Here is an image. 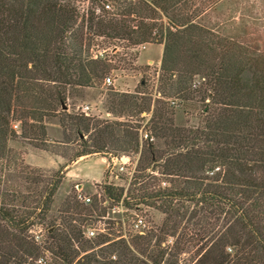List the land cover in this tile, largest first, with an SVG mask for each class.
Segmentation results:
<instances>
[{"label":"trees","instance_id":"obj_1","mask_svg":"<svg viewBox=\"0 0 264 264\" xmlns=\"http://www.w3.org/2000/svg\"><path fill=\"white\" fill-rule=\"evenodd\" d=\"M111 1L113 10L92 11L78 24L70 0H0V264H264V45H257L264 38L216 40L195 22L220 0ZM160 12L167 26L155 23ZM98 37L164 45L155 94L145 78L135 93H110L109 113L146 112L154 135L145 131L146 151L128 189L105 185L103 193L127 209L144 205L166 216L120 246L118 260L87 253L110 238L82 240L85 231L74 221L98 206L77 197L66 203L62 223L48 225V239L35 240L31 227L47 220L63 177L58 171L46 180L9 146L21 137L49 151L46 121L61 112L82 142L70 162L107 157L108 143L120 145L113 124L64 109L76 88L95 87L110 71L90 54ZM192 101L203 103L200 123L175 126L176 107ZM125 132L123 142L138 153L139 129ZM155 135L165 150L150 141ZM16 181L29 184V193L9 188Z\"/></svg>","mask_w":264,"mask_h":264},{"label":"rangeland","instance_id":"obj_2","mask_svg":"<svg viewBox=\"0 0 264 264\" xmlns=\"http://www.w3.org/2000/svg\"><path fill=\"white\" fill-rule=\"evenodd\" d=\"M70 1L78 10V24L87 21L92 11L100 15L104 14L103 7L108 11L114 8V3L111 0ZM107 5H109V8H107ZM160 15H162L161 12L154 20L155 23L159 26L161 23L163 26H167V19ZM195 22L208 28L213 34L218 36L216 40L227 38L234 41H251L253 38H264V0H220L213 9L195 20ZM257 45H264V42ZM163 49V44L131 45L128 41L112 40L108 37L95 38L93 46L90 48V54L93 57L105 59L109 63L110 71L105 79L111 77L112 84L106 85L104 79V81H99L95 87L76 88L75 92L71 93V96L67 99L65 106L67 107V113L74 115L81 113L79 109L82 106L89 105L92 108L91 117H94L92 123L96 122V119H100L113 124L115 137L121 140L120 145L116 141V145L107 144L106 149L112 152L113 155L136 156L138 153L140 154L141 150L145 152L147 142L141 135V131L146 133L145 131L147 130L153 135L154 132L151 130V123H148L150 115H147L146 112L140 115L137 111L128 110L122 116L109 113L111 89L119 93H135L139 82L145 78L150 85L151 91L155 94L158 87ZM194 81L198 83L201 79L196 77ZM170 100H175L176 103L181 102L175 98ZM202 106L203 103L199 101L189 102L187 106L186 104L185 106H177L173 116L175 126L184 128L196 127L200 123L199 117L202 113ZM115 123H124V126L118 127ZM16 125L18 126L17 128L14 127ZM13 128L18 134H21L19 122L13 123ZM137 128L139 129L138 153L133 148H128V145L123 142L126 139L124 130L129 129L135 133L134 131ZM46 130L49 151L36 148L21 137L9 141V146L22 158L24 164L40 169L46 180H51V176L58 171H61L60 175L63 177L51 204L47 220L43 221L42 224L36 223L31 227L30 233L38 243H44L48 239V225L51 223L56 225L62 223L64 217L67 216L65 214L66 203L73 204L78 192L90 196L92 198L90 204H97L98 210L89 215L84 214L86 220H76L74 224L84 231L89 227L103 229L105 232L97 237L107 236L110 238V241L105 244L87 247V253H95L98 259H102L101 254L107 253L111 255L113 260H118L120 257V246L123 247L125 243H130L134 236L146 235L150 229L162 225L166 216L159 210L144 205H140L137 209H127L122 201L120 202L122 203L121 207L120 203H113V201L106 198L103 189L105 185H110L108 184L109 179L105 177L106 172L103 179L97 182L102 177L103 170H106V164L100 159V157L105 158L104 156L92 155L82 159L72 167L74 163L70 162L69 159L73 157L76 151L82 149V142L77 137L75 130L70 127L64 113L61 112L58 116L50 117L46 121ZM93 132L92 130L86 133L84 138L88 141L93 139ZM154 137L152 142L156 147L160 150H165L164 140L156 137V135ZM55 152L57 154H52ZM157 171L155 172L156 175H158ZM81 184L82 187L79 186ZM118 184L124 187L122 186L124 185L123 181ZM12 185H9V188L18 189L24 194L29 193L26 188L29 184L25 181L12 182ZM76 201L81 203L77 198ZM83 205L85 207L89 206V204ZM139 218L143 219L145 224L143 233L136 231L133 226L134 222ZM186 222H184V225ZM91 239L93 240L94 238L82 237V240L86 242ZM172 240L168 241V245L172 244ZM109 243L113 244L107 246ZM188 259L189 255L181 257V261H187Z\"/></svg>","mask_w":264,"mask_h":264},{"label":"built area","instance_id":"obj_3","mask_svg":"<svg viewBox=\"0 0 264 264\" xmlns=\"http://www.w3.org/2000/svg\"><path fill=\"white\" fill-rule=\"evenodd\" d=\"M107 8H109V5H107ZM105 84L110 85L112 84L111 77H107L105 79ZM81 113H83L85 116H91L92 108L89 105H84L79 109ZM17 128L18 126H14ZM141 135L145 140L148 139V134L143 133L141 131ZM152 141L153 138H150ZM140 158V154L138 153L136 156H130V155H113L109 154L107 157L104 158L105 164H106V178L109 179L110 185L113 186H120L118 183L120 181L124 182V188L127 190L130 182L136 172L137 164ZM114 181V182H113ZM77 199L82 202L83 204H90L92 202V198L90 196H86L81 194V192H78ZM122 207V203H120ZM134 229L138 231L139 233H143L145 224L143 219L139 218L134 222ZM105 231L100 228L96 227H89L84 232L85 236L87 238H95L101 233H104Z\"/></svg>","mask_w":264,"mask_h":264},{"label":"crops","instance_id":"obj_4","mask_svg":"<svg viewBox=\"0 0 264 264\" xmlns=\"http://www.w3.org/2000/svg\"><path fill=\"white\" fill-rule=\"evenodd\" d=\"M91 156H92V155L85 156V157H82V158H80L79 160L73 162L74 164L72 165V167H74V166H75L77 163H79L82 159H84V158H88V157H91ZM96 156H97V155H96ZM100 159L103 160V162L105 163L104 158H101V157H100ZM39 166H42V165H39ZM105 167H106V166H105ZM104 173H105V170H103L102 177H101L99 180H97V182H100V181L103 179V177H104ZM105 177H106V175H105ZM79 186L82 187V184L79 185Z\"/></svg>","mask_w":264,"mask_h":264},{"label":"water","instance_id":"obj_5","mask_svg":"<svg viewBox=\"0 0 264 264\" xmlns=\"http://www.w3.org/2000/svg\"><path fill=\"white\" fill-rule=\"evenodd\" d=\"M64 109H67V107H66V106H64Z\"/></svg>","mask_w":264,"mask_h":264}]
</instances>
